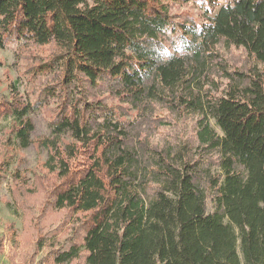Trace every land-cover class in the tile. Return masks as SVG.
I'll use <instances>...</instances> for the list:
<instances>
[{"label": "trees", "instance_id": "16d2710c", "mask_svg": "<svg viewBox=\"0 0 264 264\" xmlns=\"http://www.w3.org/2000/svg\"><path fill=\"white\" fill-rule=\"evenodd\" d=\"M29 44L53 77L0 105L24 148L56 104L26 264H264V0H0V48Z\"/></svg>", "mask_w": 264, "mask_h": 264}, {"label": "rangeland", "instance_id": "374dc122", "mask_svg": "<svg viewBox=\"0 0 264 264\" xmlns=\"http://www.w3.org/2000/svg\"><path fill=\"white\" fill-rule=\"evenodd\" d=\"M222 4H228L233 0H218ZM172 13L178 17L191 15L195 19H202V10L198 3L178 2L172 5ZM55 51L53 44L35 45L29 44L25 47L8 46L0 48V105L16 96L25 102L34 101L37 92L53 74L47 72L45 75L36 78L29 75V69H35ZM231 65L245 67L248 59L242 49H231L225 53ZM42 89V88H41ZM15 90V93L12 92ZM101 98L108 104H118L119 101L114 94H104ZM56 104L33 110L30 119L34 125L31 136V144L21 148L19 139L15 136V120L4 114L0 116V237H5L1 252L0 264H26L25 253L28 242V234H23L25 224V213L23 210L22 198L34 206L43 199V191L40 184L43 178L50 176L44 168L45 160L48 157V150L45 143L50 139L51 132L49 121L55 114L52 109ZM166 132V129L161 130ZM18 173L19 176H15ZM21 180H18V178ZM24 183V185H23ZM39 187V189H38ZM28 190V191H27ZM16 200V201H15ZM66 211H58L47 217L44 223L51 227L65 219ZM44 249L34 260H39L46 253ZM242 264H245L242 261Z\"/></svg>", "mask_w": 264, "mask_h": 264}]
</instances>
